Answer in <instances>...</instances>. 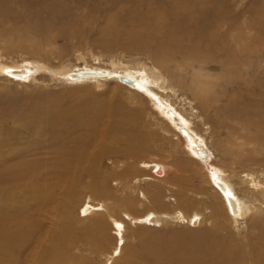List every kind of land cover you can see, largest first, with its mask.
Here are the masks:
<instances>
[{"label":"bare ground","instance_id":"obj_1","mask_svg":"<svg viewBox=\"0 0 264 264\" xmlns=\"http://www.w3.org/2000/svg\"><path fill=\"white\" fill-rule=\"evenodd\" d=\"M114 1L115 4H119L116 7L121 12L119 18L124 25L148 31L158 39L157 43L172 47L173 56L167 60L180 56L181 62L176 63V69H170L165 57L160 58L159 64L164 72L170 73L168 75L162 73L157 67L130 66L121 62L112 63V66L98 65L100 61L99 57H96L94 64H86L78 69L69 67H62L59 70L49 69L50 74L59 75L60 73L63 77L75 81L94 79L97 84L110 80L120 81L128 85L135 94L144 96L141 93L144 92L149 95V98L144 97L148 99L151 106L159 109L160 112L163 111L164 114L168 112L166 115L171 116L169 119L172 120V117L176 118L177 113L171 108L168 109L163 99L168 100V92L175 91L176 86L183 89L186 87L204 110L209 109L211 106L209 100L213 92L211 88L215 87V84L214 81H204L200 70L205 69L208 63L215 60V57L219 58L217 62L221 65L235 61L238 63L240 73L242 72L241 67L244 66L247 67L246 72H249L250 64L248 65L245 60L250 55L244 56L245 52H249L242 47L239 35H233L236 23L222 4H216V7L213 5L215 0H135L134 9L131 11L135 18L133 15L122 16L126 11V5H129L128 1L106 0V3L111 6ZM19 6L34 10L40 7L53 14H67L61 18H58V14V19L37 17L35 14V20H27L28 27L37 28L43 36L52 38L53 36L69 38L76 33L82 36V24L87 22L92 15L83 0L81 3L79 0L52 2L37 0L36 4L32 0H21ZM81 9L82 12L79 11ZM10 10L3 8L1 16L14 13L20 21H24L19 11ZM145 14L151 19H143L142 16ZM137 15L141 17L137 18ZM262 46L261 43L256 47L257 49L255 48L256 51H261ZM1 57L0 54V79L6 81L26 82L36 79L37 75L47 70L44 65L29 66L7 63L2 61ZM197 66L199 70H196ZM189 70H194V72L189 75ZM170 75L172 78L176 77V82L170 81L171 78L168 79ZM255 95L259 97H254ZM38 107L40 108V105ZM262 107H264V91L256 94L249 90L247 95L239 100V103L233 102L230 105L228 112L224 109L222 113L227 112L226 116L229 120L235 119L237 125L229 123V120H223L225 123L222 122V125L234 135L228 134L226 138H223L220 135L221 129L217 130L214 133V146L232 159L252 152L253 150H247L245 145L253 144L255 141L264 142V110L259 111ZM45 109L43 107L39 110L37 117L48 124V129L44 128L48 137L37 136L28 143H24L19 140L21 138L18 137V129H14L9 137H1L0 134V264H97L95 260L97 255L98 258H102V261L104 260V264H118L119 261L120 264H132L129 259L132 251L136 261V254L143 250L140 247L136 250L135 248L128 250L131 247L128 243L131 237L137 235L141 238L140 232L144 233L146 229L153 230L155 226L161 225L168 219L190 224L202 221L204 214L193 208L194 205L190 213L181 207L174 213L157 212L158 210L150 208L143 214L137 215L136 212L134 213L136 210L134 207L138 203L145 202L139 199L140 197L135 199L131 196L133 191L131 182L126 179L122 183L121 193H117L120 188L115 192L110 182L113 178L118 180L116 175L118 172L111 168L106 173H101L103 171L101 161L105 155L115 158L127 155L131 158L134 157L135 149L141 144L147 145L155 142L161 147L177 145L175 138H164L161 133L153 132L152 122L141 118V112H137L139 110L106 107L103 115L99 114L95 117L93 112L97 109H94L88 118H81L78 122L79 125L88 124L91 127H89V132L87 131V134L80 137H72V132L67 127L68 119L66 120L65 114L56 115ZM231 110L233 111L232 117L229 116ZM3 115L12 119L15 117L9 112ZM174 123L175 127L184 133V139L181 140H184L190 160L208 164L212 155L204 151L202 143L206 142L205 137L197 130H195L196 134L192 132L193 121L182 112L178 114ZM139 127H145L147 130L142 131L141 128L139 132H136L135 130ZM11 128L4 125L0 133L11 131ZM42 128L43 126H40L38 130ZM250 129H259L260 132L253 134ZM113 142H118L119 148L113 147ZM140 163L156 173L143 176L149 183L151 181L153 183V180L156 181L157 178L163 180L164 175L172 171L170 164L163 159L151 158ZM176 164L178 167L175 172L177 171L182 180L187 170L183 169L181 161ZM210 165L214 171L210 177V179L214 178V181L210 182L213 184H211L212 192L220 199V202L222 201L221 204L215 206L214 210L215 214L220 209L215 218L217 229L230 228L232 221L236 222L244 217L251 221L254 228L258 230V235L254 234L248 240V248L251 249L248 252L249 250L239 247L238 239V242L235 239L229 242L216 232L217 237H212L211 241L208 239L206 242L200 240L195 233L177 232L170 240L181 241L185 236L187 243H192V248L183 256L182 254L179 256V253L173 256L175 258L173 261L176 262L175 264H264V183L256 180L252 173H245L242 181L248 182L247 188H236L227 178L223 168ZM126 173L129 176L131 172L128 170ZM87 177L90 179L89 186H86L88 189L94 192L93 189L97 190L95 186H100L98 189L101 192L96 194L105 199H115L116 205L103 199L96 203L91 198H89L91 201H83L84 203L80 205L83 195L79 186ZM181 180L179 178L178 182L174 183L177 184L175 185L178 191L176 193L181 203H189L192 199L190 190L181 185ZM158 192L152 194V191L148 189L147 192L142 190L140 194L142 193V197L146 200L153 199L149 201L153 203L158 197L156 196ZM191 193L192 195L195 193L196 196L201 194L200 192ZM208 198L206 195V199ZM162 199L160 201L163 202ZM159 203L157 202L156 206H160ZM124 205L127 208L121 210V206ZM78 206L82 216L76 219L74 213ZM86 218H92L93 221H86ZM128 223L137 226L132 229L133 227H128ZM164 237V233L161 232L153 233L151 236L152 242L170 243ZM108 238L116 240L112 251L97 252ZM145 241L144 243L149 245V242ZM233 242L239 250L234 249ZM72 249L75 252H71ZM77 249L82 250L83 253L79 254L76 252ZM171 253L173 255L175 251L172 250ZM168 264H173L170 259Z\"/></svg>","mask_w":264,"mask_h":264},{"label":"rangeland","instance_id":"obj_2","mask_svg":"<svg viewBox=\"0 0 264 264\" xmlns=\"http://www.w3.org/2000/svg\"><path fill=\"white\" fill-rule=\"evenodd\" d=\"M20 1L21 0H0V11L3 10V8L11 9L10 11H19L24 19V21H20L19 18L15 17L14 13V15L11 13L1 16L2 11L0 12L1 59L7 63H16L20 65H44L47 70L44 72L42 71L39 76L37 75L36 79H30L26 82L0 79V112L1 114L9 112L15 115L12 119L7 118L6 115L0 114V130L4 125L12 127L11 131L0 133L1 137H9V134L13 133L14 129H18V137L21 138L19 140L24 143H28L29 140H33L37 136L48 137L44 132L46 128L48 129V124L39 120L37 117L39 110H42L43 107L46 108L45 110L56 115L65 114L66 120L68 119L67 127L73 133V135L71 133L72 137H80L89 132L90 126L88 124L79 125L78 122L81 118H88L94 109H97L93 112V115L96 117V115L99 114L103 115V112H106L104 110L106 107H118L129 110L135 108V110H139L137 112H141V118L143 117L145 121L152 122V130H156L155 128H157V130H153V132L161 133L164 138H175L174 140L178 142L177 145L175 147H168L169 145L161 147L157 146L155 142L147 145L141 144L135 149L136 151L133 153L134 157L131 158L127 155H120L118 158L105 155L101 161L103 167L101 173H106L108 169L111 168H114L118 172V174H116L118 180L113 178L110 182L115 192L120 188L117 193H121L122 183L126 179L131 182L133 186L131 196L135 199L140 197L139 199L145 202L138 203L134 207L136 209L134 213L136 212L137 215L143 214L150 208L156 209V211L158 210L157 212L166 211L174 213L175 210L181 207L184 211L190 213L194 205L195 207L193 208L203 212L204 218L197 224L168 219L161 225L155 226L156 228L153 230L146 229L147 231L145 230L144 233L140 232L141 238L137 235L131 237L128 242L131 247L128 250H133L134 248L136 250L140 247L143 253L139 251L135 256V261V258H133L134 252L132 251L131 257L129 258L130 262L132 264H168L170 259V262L175 264L176 262L173 261L175 259L173 256H176L178 253L179 256L181 254L183 256L186 251L192 248V243H187L185 236H183L184 238L181 241L176 242L175 239L172 241L170 240L173 234L177 232L195 233L200 240L202 239L205 242L208 239L211 241L212 237H217L215 235L216 232L220 237L228 239L229 242L234 241V239L236 242L239 241V247H242V249L244 248V250L247 249L249 250L248 252H250L251 249L248 248L249 243L247 244V242L252 238V235H258V230L254 228L248 218L242 217L236 222L232 221L230 228L225 227L223 229L222 227L217 229L218 225L216 224L217 222H215V218L218 216L217 213L220 212V209H218L215 214L214 210L215 206L221 204L222 201L220 202V199L212 192L213 184L210 182L211 180L214 181V178L210 179V177L214 171H212V166L210 164L223 168L227 178L233 182L236 188H247L248 182L242 181L245 173H252L256 180H260L261 183H264L263 141H255L253 144L245 145L247 150L253 151L234 159L220 152L213 143L214 133L219 129H221L220 135L223 138H226L228 134L234 135L232 132L229 133V130L222 125V122L225 123V121L229 120L226 113L230 105L233 102L239 103V100H242L249 90H252V92L256 94L264 91V0H215L213 2L215 7L216 4H222L233 18L234 23H236L233 35H239L242 47H245L250 53H244V56L250 55L249 58L245 60L248 65H251L248 66V73L246 72V66L241 67L242 72L240 73L237 62H228L226 65H221L217 62L219 58L215 57V60L208 63L205 69L200 70V73L203 74V78L205 79L204 81H214L215 84V87L211 88V91H213L211 99L209 100L211 106L207 111L201 107L197 99L194 98L186 87L183 89L182 87L176 86V92L169 91V99H163L167 104V108H171V110L177 113H175L176 118H178V114L183 112L193 121L194 129L192 132L196 134L195 130H197L199 134L205 137L206 142L202 143L205 149L204 151L210 152L212 155L209 161L210 163L208 162V164L194 161L193 159L190 160L186 151V146L184 145V140H181L184 139V133L180 131L179 128L175 127V116L172 117L171 120L169 119L171 116L168 117V115H166L168 112L164 114L163 111L160 112L159 109L151 106L148 99L144 97H150L146 93L141 92L144 96L135 94L128 85L117 80H110L106 83L97 84L94 79L89 81L86 80L87 82L75 81L63 77L60 73L59 75H52L49 73V69L54 68L57 70L62 67H69L72 69L83 68L86 64H94L96 62L95 58L99 57L98 60L100 63L98 65L112 66V63L121 62L130 66L138 65L146 68L157 67L162 73L168 75L170 73L163 71V68L159 64V60L164 59V57L166 60L172 58V47L157 43L156 40L158 39L152 36L148 31L135 26L124 25L119 18L121 12L116 7L119 4H115V1L113 2L115 5L112 4L110 6L106 3V0H83L86 8L91 10L92 15L87 22L82 24V36H78L76 33L73 37L69 38L46 37L42 35L39 29L26 25L27 20L33 21L36 19L35 14L37 17L56 18L58 14V18L65 17L67 14H53L40 7L35 10L29 8V10L28 8L19 6ZM32 1L35 4L37 2V0ZM48 1L52 2L55 0ZM118 1L119 0H116V2ZM125 1H128L129 5H126V11L122 16H132L133 13H131V11L134 9L135 0ZM79 2L81 3V0H79ZM79 11L82 12V9ZM138 16L139 15H137V18L141 17ZM133 17L135 18V15H133ZM142 17L143 19H151L146 14ZM50 33L54 34L55 32ZM261 43L263 44L261 51L257 52L256 47L260 46ZM167 61L170 69H176V63L181 62V57L179 56ZM196 70H199L198 66ZM193 72L194 70H189L188 74L191 75ZM169 78H171L170 81L176 82V77L172 78L170 75L168 79ZM254 97L259 96L255 95ZM39 105L40 108L38 107ZM224 109L227 110L226 113H222ZM262 110H264V107L259 108V111L262 112ZM232 113L233 111L231 110L229 113L230 117H232ZM76 119H78V121ZM256 119L257 117L255 120ZM228 122L237 125L235 119H230ZM40 126H43V128L38 130ZM141 128L142 131L143 129L144 131L147 130L145 127H139L135 131L139 132L138 130ZM250 130L253 134L260 132L259 129ZM112 146L119 148L120 145L118 142H113ZM104 148H106L105 145ZM92 150L95 149L92 148ZM151 158L166 160L170 164L172 170L171 173L164 175L165 177L163 180H161L162 178H157L156 181L153 180V183L152 181L151 183L147 182L143 176L156 173L149 169V167L146 168L140 163L146 162ZM179 161L182 162L181 166H184L183 169L187 170L186 176L184 175L182 180L177 171L175 172L178 167L176 163ZM128 170L131 172L129 176H127L128 174L126 173ZM179 178L181 180V185H183L185 189L190 190L192 199L189 203H181L179 201V197L176 193L178 191H176L177 189L175 186L177 184H174L178 182L177 180H179ZM247 180H249V178ZM89 182L90 179L87 177L79 186L82 189L81 194L83 195L81 196L82 202L80 205L84 203L83 201L88 202L87 200H90L89 198L93 201L95 200L96 203L103 199L112 205H116L115 199H105L101 195L96 194L101 192L99 190L100 186H95L99 191L95 190L96 188L93 189L94 192L88 189ZM170 182L174 185L169 184ZM157 184L158 187L160 186L159 188L156 187ZM148 189L150 192L152 191V194L159 191L156 194L158 197H156V201L153 203L149 202L153 201V199L149 198L146 200L142 197L143 194H140L142 190H146L147 192ZM128 192L130 191L128 190ZM191 192H200L201 194L196 196L195 193H193V195L196 196L194 197ZM174 195H176V197ZM206 195L209 197L208 199H206ZM161 199L163 202L160 201ZM176 200H178L177 202H179V204ZM201 200H203V202H201ZM157 202H160V206H156ZM163 203L164 205H162ZM126 208L125 205L121 206V210ZM74 215L76 219L81 218L80 216H82V214L79 206L76 208ZM87 220L89 222L93 221L92 218H86V221ZM136 226L137 225L133 223H128V227H133L132 229H135ZM148 231L150 233H148ZM157 232L164 233V238L170 243H164L163 241L161 244L155 241L152 242L151 236L153 233ZM111 233L114 234L113 231H111ZM230 235L231 237H229ZM144 241H148L149 245L144 243ZM114 243H116L115 238L112 240L108 238L105 240L104 245H101V249L98 248L97 252H102L103 250L104 252L106 250L111 252ZM236 248L234 243V249ZM72 250L71 252H75L74 249ZM172 250L175 251L173 255L171 253ZM237 250L239 249L237 248ZM76 252L79 254L83 253L82 250L79 249H77ZM84 253L86 254V252ZM95 260L97 264H104V260L102 261V258H98V255L95 256ZM118 264H120V261Z\"/></svg>","mask_w":264,"mask_h":264}]
</instances>
